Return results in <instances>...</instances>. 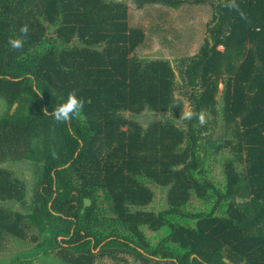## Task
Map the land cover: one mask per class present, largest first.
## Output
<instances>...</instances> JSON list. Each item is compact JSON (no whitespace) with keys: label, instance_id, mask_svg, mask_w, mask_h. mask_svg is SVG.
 I'll return each mask as SVG.
<instances>
[{"label":"trees","instance_id":"obj_1","mask_svg":"<svg viewBox=\"0 0 264 264\" xmlns=\"http://www.w3.org/2000/svg\"><path fill=\"white\" fill-rule=\"evenodd\" d=\"M132 1L179 8L204 0ZM211 3L208 36L180 60L177 83L170 60L133 54L144 32L129 25L122 0H0V162L40 164L24 213L4 203L25 195L23 181L0 166V243L5 235L34 243L8 264L50 252L56 264H264V0H235L243 17L232 0ZM24 24V45L12 49L8 39ZM176 88L206 113L204 125L135 120L143 110L178 116ZM70 92L83 108L57 122L45 109ZM216 122L226 135L213 143L202 134ZM222 148L231 157L216 183L206 160ZM152 183L167 187L158 211L145 208ZM192 195L207 207L189 209ZM146 230L163 236L152 243Z\"/></svg>","mask_w":264,"mask_h":264},{"label":"rangeland","instance_id":"obj_2","mask_svg":"<svg viewBox=\"0 0 264 264\" xmlns=\"http://www.w3.org/2000/svg\"><path fill=\"white\" fill-rule=\"evenodd\" d=\"M128 5V21L132 27H140L144 32V40L141 45L135 48L134 55L146 59H168L172 63V66L176 73V82L179 83L180 77L178 70L180 69V60L188 58L200 51L203 45V40L208 36L207 29L213 23V13L215 11L214 5L211 0H204L200 3H185L179 8H173L161 3H146L141 7L135 6L132 0H122ZM223 84H219V92L216 95L217 104L221 99ZM174 96L182 101V108L178 116L170 110L163 112L152 113L143 110L140 116L136 117L143 127L148 123L154 121H163L165 118H171L180 127L186 128L184 120L180 119L182 113L185 110L190 109L189 101L182 93V88H176ZM17 103L12 107L13 111ZM6 108L5 101L0 98V113ZM125 116H128V112L124 111ZM218 116V114H217ZM208 118L212 119L208 113ZM218 123L209 124V130L203 132L202 135H208L212 137L213 143L221 142L226 133L221 130ZM231 154L227 148H222L218 152L214 150L209 151V157L207 158L208 177L214 182H221L223 178L222 174V161L225 158H230ZM237 165V164H236ZM240 165V164H238ZM0 166L11 169L13 175H16L24 183L25 195L20 200L4 201V203L12 209H17L20 212H28L32 209L34 204V190L39 181L40 164L37 162H31L29 160H9L6 162H0ZM153 191V198L145 208L158 209L166 206V189L165 186L157 184H151ZM102 191L99 190V193ZM102 194V193H101ZM189 209L192 211H198L200 208L207 207V204L201 202L195 195H192L189 203ZM107 212V211H106ZM107 214H109L107 212ZM34 233L33 228L30 229L28 235ZM148 239L152 243L158 241V238L163 236V232L154 234L153 232L145 231ZM0 243V259L8 262L9 258L20 253L23 255L29 251L30 247L34 243L30 242L28 236L23 241L16 238L5 235L1 238ZM52 252L49 256L40 255L33 259L31 264H50L55 262L50 260ZM1 261V260H0ZM48 262V263H47ZM96 264H115L112 260L102 259L98 260ZM129 264H138L133 259H130Z\"/></svg>","mask_w":264,"mask_h":264},{"label":"clouds","instance_id":"obj_3","mask_svg":"<svg viewBox=\"0 0 264 264\" xmlns=\"http://www.w3.org/2000/svg\"><path fill=\"white\" fill-rule=\"evenodd\" d=\"M230 7L240 12L243 17V12L240 11L238 5H236L235 0H232ZM19 37H10L8 39V44L12 49L19 50L24 45L23 37H27L29 33V28L27 24H24L19 29ZM84 101L78 99L75 92H70L67 95L66 100L58 104L51 112L45 109V113L51 115L55 121L60 123H70L74 115H76L83 108ZM196 118L199 125H204L206 123V113L201 110L200 112H195L192 109L185 110L182 113L180 119L182 120H192Z\"/></svg>","mask_w":264,"mask_h":264},{"label":"water","instance_id":"obj_4","mask_svg":"<svg viewBox=\"0 0 264 264\" xmlns=\"http://www.w3.org/2000/svg\"><path fill=\"white\" fill-rule=\"evenodd\" d=\"M16 104V102L13 103V106ZM90 204V198L89 197H85L84 198V205L88 206Z\"/></svg>","mask_w":264,"mask_h":264},{"label":"crops","instance_id":"obj_5","mask_svg":"<svg viewBox=\"0 0 264 264\" xmlns=\"http://www.w3.org/2000/svg\"><path fill=\"white\" fill-rule=\"evenodd\" d=\"M0 264H8L9 262H6V261H2V259H0ZM50 264H56V263H50Z\"/></svg>","mask_w":264,"mask_h":264}]
</instances>
